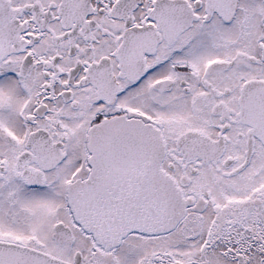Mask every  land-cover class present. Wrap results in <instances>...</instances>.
Segmentation results:
<instances>
[{
	"label": "snow or ice",
	"instance_id": "6c2138e0",
	"mask_svg": "<svg viewBox=\"0 0 264 264\" xmlns=\"http://www.w3.org/2000/svg\"><path fill=\"white\" fill-rule=\"evenodd\" d=\"M0 264H264V0H0Z\"/></svg>",
	"mask_w": 264,
	"mask_h": 264
}]
</instances>
